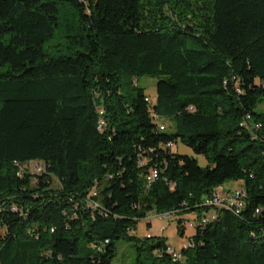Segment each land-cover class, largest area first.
Returning a JSON list of instances; mask_svg holds the SVG:
<instances>
[{"label":"trees","instance_id":"trees-1","mask_svg":"<svg viewBox=\"0 0 264 264\" xmlns=\"http://www.w3.org/2000/svg\"><path fill=\"white\" fill-rule=\"evenodd\" d=\"M262 105L264 0H0V264H113L121 239L133 264H264ZM230 182L244 206L200 225ZM188 212L181 258L133 235Z\"/></svg>","mask_w":264,"mask_h":264},{"label":"rangeland","instance_id":"rangeland-1","mask_svg":"<svg viewBox=\"0 0 264 264\" xmlns=\"http://www.w3.org/2000/svg\"><path fill=\"white\" fill-rule=\"evenodd\" d=\"M157 81V77L144 76L138 80V84L145 87L147 94L155 99L157 95ZM259 109L264 111V105L260 106ZM163 122L167 125V132L175 130V120L173 118H164ZM174 151L179 154L194 156L202 167L209 165L207 159L203 155L195 154L191 148L181 142L177 143ZM36 166L37 164L35 162L30 165V171L34 174H37ZM242 185V182H230L225 186L224 191L233 192L242 187ZM54 187H59L57 180L54 181ZM197 216L198 214L196 212H188L179 215L174 214L170 217L168 215L153 213L138 222L136 229L133 230V235L141 239L146 238L148 234L164 237L167 239L168 243L178 250H181L183 245L196 234L197 229L195 226L191 225V223H198ZM180 219L183 221L182 226L185 228V234L183 236L180 234ZM117 246L118 256L115 258L113 264H133L136 256L133 242L121 239L118 241Z\"/></svg>","mask_w":264,"mask_h":264},{"label":"built area","instance_id":"built-area-1","mask_svg":"<svg viewBox=\"0 0 264 264\" xmlns=\"http://www.w3.org/2000/svg\"><path fill=\"white\" fill-rule=\"evenodd\" d=\"M155 119L158 122V126L161 130H165L166 124L163 123L160 118L155 115ZM105 125V121L101 119L100 121V128L103 129ZM168 147H173L172 143H169L167 145ZM39 171H42V168L39 167ZM244 198L245 194L242 193L241 187L238 188L235 191H224V190H216L214 191L209 197H207L204 202L202 203L203 207H210L212 210L209 213H204L200 218H199V224L200 225H205L208 222L214 220L217 217V214L215 213L216 208H227L234 210L235 212H239V210L244 206ZM259 212V211H257ZM175 213H164L161 215H168L169 217L174 215ZM193 223H191L192 225ZM189 247V243H185L183 245V248ZM169 253L173 255L174 260L176 257H182L181 251L178 250L176 247L173 245L168 247Z\"/></svg>","mask_w":264,"mask_h":264},{"label":"bare ground","instance_id":"bare-ground-1","mask_svg":"<svg viewBox=\"0 0 264 264\" xmlns=\"http://www.w3.org/2000/svg\"><path fill=\"white\" fill-rule=\"evenodd\" d=\"M155 178H157V172H154L153 174H152V176H151V180H153V179H155ZM243 193V192H242ZM178 258H181V257H176V259H178Z\"/></svg>","mask_w":264,"mask_h":264}]
</instances>
